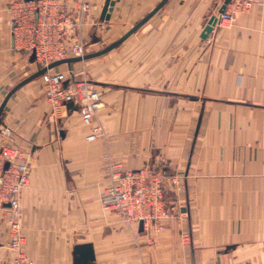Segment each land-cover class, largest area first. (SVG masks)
<instances>
[{"label": "crops", "instance_id": "crops-1", "mask_svg": "<svg viewBox=\"0 0 264 264\" xmlns=\"http://www.w3.org/2000/svg\"><path fill=\"white\" fill-rule=\"evenodd\" d=\"M80 1L68 0L71 13ZM85 1L82 33L96 39V22L115 26L110 44L162 0H112L104 21L106 0ZM223 5L168 0L113 50L52 69L99 72L92 82L106 135L96 141L78 109L54 112L42 76L10 97L0 129L10 127L31 157L20 199L28 264H74L83 243L93 244L95 264H264V4L203 38ZM40 68L17 46L8 0H0V106ZM107 158L179 175L183 189L166 195L175 216L163 230L130 228L102 207ZM9 243L0 209V264H19Z\"/></svg>", "mask_w": 264, "mask_h": 264}, {"label": "built area", "instance_id": "built-area-1", "mask_svg": "<svg viewBox=\"0 0 264 264\" xmlns=\"http://www.w3.org/2000/svg\"><path fill=\"white\" fill-rule=\"evenodd\" d=\"M256 4L263 5L264 0H230L223 12L219 10L210 16L217 17L212 31L227 26L239 11H247ZM8 8L17 46L25 48L30 56L35 54V62L41 68L86 53L84 38L76 36V32L82 29L84 13L89 11L86 1L75 13L66 12L61 0H8ZM42 80L54 112L73 102L83 122L90 127L87 140L105 137V130L97 120L104 101L92 81L78 78L72 69L49 70L42 75ZM66 81H69L67 85ZM12 136L10 127L0 129V209L4 211L9 228V249L17 254V263L21 264L24 262L21 258L25 256V235L20 199L30 183L31 157L13 144ZM107 160L110 179L101 195L102 207L118 214L130 228L142 226L155 232L163 230L166 221L175 216L174 208L167 204L166 195L171 190L183 189L179 175H170L163 167L128 170L120 161Z\"/></svg>", "mask_w": 264, "mask_h": 264}, {"label": "water", "instance_id": "water-1", "mask_svg": "<svg viewBox=\"0 0 264 264\" xmlns=\"http://www.w3.org/2000/svg\"><path fill=\"white\" fill-rule=\"evenodd\" d=\"M229 1L230 0H225L224 5L220 9V12H223L225 10L226 4L229 3ZM167 2H168V0H162L150 13H148L143 19H141L139 22H137L128 32H126L124 35H122L118 40L107 45L105 48H103L99 51L86 53L82 56H71V57H68L65 59L54 61L50 65L40 68L37 72H35L31 76H29L28 78L24 79L23 81H21L18 85H16L13 89H11V91L7 94L4 101L2 102V104L0 106V119L3 115L4 108H5L8 100L15 93V91L17 89H19L20 87H22L23 85H25L29 81H31L35 78L41 77L42 75H44L49 70H52V69H54V68H56L62 64H72L75 62L85 61L88 59H92V58L101 56V55L113 50L114 48L119 46L122 42H124L128 37H130L133 33H135L145 22H147L151 17H153ZM113 5H114V1L106 0V3L103 7V11L101 14V20H103V21L109 20V18H110L109 12L111 11ZM216 21H217L216 16H212L210 18V20L208 21V23H207V25L204 28V31L202 33L203 38H206L211 33V31L213 30V26L215 25ZM31 61H33V62L35 61V54H33L31 56ZM68 83H69V81H66L65 85H67ZM67 106H68V108L78 109V107L73 102H69L67 104ZM7 166H8V164H7ZM74 255H75L74 264H95V252H94V248H93L92 243H83V244L76 245L75 250H74Z\"/></svg>", "mask_w": 264, "mask_h": 264}, {"label": "rangeland", "instance_id": "rangeland-1", "mask_svg": "<svg viewBox=\"0 0 264 264\" xmlns=\"http://www.w3.org/2000/svg\"><path fill=\"white\" fill-rule=\"evenodd\" d=\"M81 1H82V3L85 2V0H81ZM61 2L63 4V7H64L65 11L66 12H69V9H68V0H61ZM86 2L89 4L88 1H86ZM87 13L88 12H85L84 13V16ZM83 23H84V19H83ZM95 24H96L95 27H93V29H94L93 33H95V36L97 37L96 38L97 40L94 39L93 37H90L88 34L84 35L82 33L83 28L81 29L80 32L79 31L76 32V36L77 37H79V36L81 37L82 36L84 38L86 36L84 38L85 43H86V53H91V52L99 51V50L105 48L107 45H109L107 43L110 42L112 39L118 37L115 26H113V27H104L103 28L97 22ZM75 73H77L78 78H80V79L85 78V79H88L90 81H92L94 79H96V80L97 79H100L99 78L100 76H99V72L98 71H92V70L91 71H88L85 68H82V69H79V70L75 71ZM42 82H43V80H42ZM174 175H176V174H174ZM13 254H14L15 260L18 261L19 258L17 257V254L16 253H13ZM24 258H25V256L23 258H21L24 261L21 264H28L26 258L25 259Z\"/></svg>", "mask_w": 264, "mask_h": 264}]
</instances>
